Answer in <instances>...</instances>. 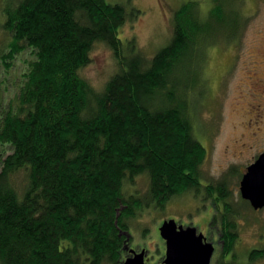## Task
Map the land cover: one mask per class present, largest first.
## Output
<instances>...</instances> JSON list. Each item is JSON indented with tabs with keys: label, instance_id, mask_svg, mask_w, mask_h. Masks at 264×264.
I'll return each mask as SVG.
<instances>
[{
	"label": "trees",
	"instance_id": "trees-1",
	"mask_svg": "<svg viewBox=\"0 0 264 264\" xmlns=\"http://www.w3.org/2000/svg\"><path fill=\"white\" fill-rule=\"evenodd\" d=\"M242 2L184 3L168 44L147 58L134 40L119 38L131 17L122 5L3 0L0 26L10 41L0 62L9 70L26 50L32 60L0 109V145L10 147L0 160V264H121L126 219L201 188L206 150L195 136L192 100L206 49L242 34ZM96 43L119 64L101 92L80 75ZM21 171L26 183L18 189ZM141 175L146 199L126 196L125 183ZM217 191L224 202L228 191L221 183ZM224 204V215L211 218L221 226L215 264H233L227 259L237 242ZM263 256L252 249L248 260Z\"/></svg>",
	"mask_w": 264,
	"mask_h": 264
},
{
	"label": "rangeland",
	"instance_id": "rangeland-1",
	"mask_svg": "<svg viewBox=\"0 0 264 264\" xmlns=\"http://www.w3.org/2000/svg\"><path fill=\"white\" fill-rule=\"evenodd\" d=\"M122 5L131 17L119 30L125 45L134 40L136 48L145 57L152 58L165 47L172 37V20L175 12L186 2H196L201 8L210 0H106ZM3 0H0V6ZM242 14L245 27L236 41L219 43L206 49L200 66L201 88L193 97L194 125L197 141L205 148L206 156L199 168L200 183L214 188L220 183L227 192L226 201L236 208L232 220L237 242L232 253L233 264H264V257L250 262L251 249L264 252V209L254 211L240 198L239 183L245 168L264 150V0H243ZM134 13L137 15L132 18ZM9 37L0 26V48L7 51ZM4 53V52H3ZM0 53V57L3 55ZM90 62L80 70V75L94 92H101L108 80L118 72L119 64L113 52L104 44L96 43L90 52ZM32 60L29 50L16 55L11 68L5 70L0 62V109L15 96L22 73ZM10 61H7L9 63ZM0 110V113H1ZM10 152V147L0 145V160ZM26 173L16 175L15 184L22 189ZM204 187V186H203ZM189 191L172 198L163 208L153 205L135 212L126 219L131 243L149 249L153 263L163 255L158 227L164 220L173 219L182 225L193 223L201 232L210 233L211 215L225 213V204L207 198L205 188ZM148 178L141 175L133 183H125V195L146 199ZM244 201V203H243ZM144 207V206H143ZM203 227H206L203 231ZM219 224L210 226L216 236L214 264L221 255ZM143 247V248H144ZM159 261H162L163 256ZM158 263V262H157Z\"/></svg>",
	"mask_w": 264,
	"mask_h": 264
},
{
	"label": "water",
	"instance_id": "water-1",
	"mask_svg": "<svg viewBox=\"0 0 264 264\" xmlns=\"http://www.w3.org/2000/svg\"><path fill=\"white\" fill-rule=\"evenodd\" d=\"M239 189L241 197L254 210L264 208V153L247 168ZM158 232L166 243L164 264H210L214 248L205 242L203 235H196L194 227L184 228L170 219L162 222ZM130 252L133 256L126 258L121 264H145L144 250L139 254Z\"/></svg>",
	"mask_w": 264,
	"mask_h": 264
},
{
	"label": "flooded vegetation",
	"instance_id": "flooded-vegetation-1",
	"mask_svg": "<svg viewBox=\"0 0 264 264\" xmlns=\"http://www.w3.org/2000/svg\"><path fill=\"white\" fill-rule=\"evenodd\" d=\"M262 153H264V150L263 151H261L258 155H257V157L256 158H254V160H252V162L245 168V170H244V173L242 174V176L241 177H243L245 174H246V172H247V168L249 167V166H251L253 163H255V161L259 158V156L262 154ZM241 180H242V178H241ZM240 180V181H241ZM199 182H200V178H199ZM200 184H202V183H200ZM204 186V187H203ZM201 185V187H203V188H205V190H206V195H207V198L208 199H211V202H213L212 201V199H215V196L213 195V193H214V190H215V188L212 186V185H209L208 183H206V184H204V185ZM239 187H240V183H239ZM208 193H210V194H208ZM239 194H240V189H239ZM240 198L242 199V200H244L242 197H241V194H240ZM217 199V198H216ZM249 206H250V208L252 209V210H254L252 207H251V205H250V203L248 202V201H246V200H244ZM217 203V204H219L220 205V201H218V199L217 200H215L214 201V203ZM264 209V208H263ZM259 210H262V209H259ZM259 210H254V211H259ZM232 212H233V215H235L236 213H237V211H236V208H233V210H232ZM216 214V213H215ZM219 215V213H217V215L216 216H218ZM212 216L213 215H211V218H212ZM211 218H210V221H209V224L206 226V227H208V229H209V232L210 233H203V232H201V230H200V228L199 227H196L193 223H188V224H184V225H182L181 223L179 224V223H177V225L179 226V225H182L184 228H187V227H194L195 229H196V235H203V237H204V239H205V242H207V243H210L212 246H213V248H214V252H213V255H212V258H211V262H210V264H214L213 262H214V254H215V252H216V243H215V240H216V236H215V231L214 230H211V228H210V226H216V224H219V222L218 221H216V222H214L213 220H211ZM218 218H219V216H218ZM172 219V218H171ZM170 220V219H169ZM165 221V220H164ZM176 221V220H175ZM163 222V221H162ZM162 222H161V224H162ZM160 224V225H161ZM233 224H234V222H233ZM220 225V224H219ZM206 227H203V228H201V229H203V231H204V229L206 228ZM159 228V227H158ZM220 228V227H219ZM122 236H124V242H123V261L126 259V258H128V257H132L133 256V254L130 252V251H134V253L135 254H139V253H141L143 250L145 251V256H144V262H145V264H164L163 262H164V259H165V257H166V243H165V241L164 240H162L161 238H160V235H159V232H158V236H159V238L162 240V243H163V247H162V251H163V255H160V256H163V259H162V261H159V259L161 258L160 256L158 257V260L156 261V262H154L153 263V261H152V259L150 258V256H149V249H147V248H145L144 246H142V245H140V246H136L135 244L134 245H132V243H131V235L128 233V232H125V231H123V234H121ZM127 238H128V240H127ZM144 247V248H143ZM234 250V249H233ZM252 250V249H251ZM250 250V251H251ZM254 250H258V249H254ZM260 250V252L262 251L263 252V249H259ZM233 253V252H232ZM233 256V255H232ZM264 257V256H263ZM122 261V262H123ZM158 262V263H157Z\"/></svg>",
	"mask_w": 264,
	"mask_h": 264
},
{
	"label": "bare ground",
	"instance_id": "bare-ground-1",
	"mask_svg": "<svg viewBox=\"0 0 264 264\" xmlns=\"http://www.w3.org/2000/svg\"><path fill=\"white\" fill-rule=\"evenodd\" d=\"M161 238V237H160Z\"/></svg>",
	"mask_w": 264,
	"mask_h": 264
}]
</instances>
